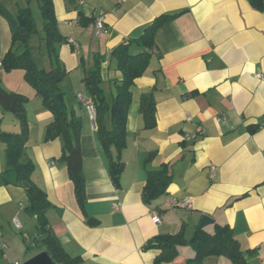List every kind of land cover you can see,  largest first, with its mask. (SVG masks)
<instances>
[{"label":"crops","instance_id":"obj_1","mask_svg":"<svg viewBox=\"0 0 264 264\" xmlns=\"http://www.w3.org/2000/svg\"><path fill=\"white\" fill-rule=\"evenodd\" d=\"M3 2L13 15L27 4V0ZM53 2L65 37L58 45L59 62L47 52L42 25L39 37L32 35L30 43L40 67L49 70L60 63L68 71L61 89L70 110L82 119L84 206L60 160L62 139L45 138L52 112L27 82L24 69L2 67L0 77L7 90L28 99L26 157L35 165L32 179L50 201L49 226L65 249L81 257L78 264H156L160 250L149 248L150 241L182 228L190 240L207 215L214 222L204 230L211 233L216 224H228L247 264H264V11L254 9L248 0ZM32 5L38 9L35 1ZM100 12L107 28L101 35L95 28ZM160 16L167 17L156 33L150 64L135 81L127 116V145L122 152L125 167L117 186L110 176V161L99 141L96 121L77 97L79 93L88 95L84 66L95 68L96 60L100 61L101 85L111 101L116 82L122 79L112 49L123 40L139 37ZM11 44L10 23L0 15L1 60ZM36 47L44 55L36 54ZM139 49L133 46V51ZM150 91L156 99L157 126L153 129L145 128L139 112L140 96ZM106 117L111 126L110 114ZM199 125L204 133L185 140L184 134ZM20 130L14 114L0 106V132ZM5 149L0 141L3 238L6 232L18 229L15 219L21 223L19 229L26 230L36 221L26 210L25 188L16 183L14 173L4 172ZM151 152L155 154L149 159ZM170 162L174 179L168 192L146 203L143 188L148 171ZM172 197H190L191 204L174 205ZM154 211L161 223L154 222ZM183 248L179 247L171 263L164 264H188L195 251L189 248L187 254ZM203 264L232 262L225 256H209Z\"/></svg>","mask_w":264,"mask_h":264},{"label":"trees","instance_id":"obj_2","mask_svg":"<svg viewBox=\"0 0 264 264\" xmlns=\"http://www.w3.org/2000/svg\"><path fill=\"white\" fill-rule=\"evenodd\" d=\"M33 1L37 3L42 19L47 52L59 62L58 45L65 37L59 30L53 0H27V4L19 7L16 15H13L3 0H0V15L9 21L12 32V44L2 58V67L6 70L24 69L27 82L41 96L45 107L52 112L53 120L46 128L45 138L46 140L58 137L62 139L63 149L60 160L66 164L79 204L84 206L87 195L80 145L82 119L75 111L70 110L66 101L61 102L58 98V94L63 93L61 83L67 77V69L58 63L48 70L40 67L34 58L30 40L32 35L39 32V28L33 15ZM248 1L254 9L264 11V0ZM166 17H158L139 37L123 40L112 49V56L116 59V66L121 71L122 79L116 82L111 101L107 99L101 85L100 61L96 60L95 68L84 66L83 83L88 96L95 104L98 138L109 158L110 176L117 186L120 184L125 167L122 152L127 145V116L133 101L135 81L144 74L150 64L156 33ZM134 45L140 49L133 51ZM27 101V97L23 94L7 90L0 77V106L13 113L21 126L19 132H0V141L6 145L4 172L14 173L16 183L25 188L28 198L26 210L36 219L37 233L31 241L27 240L26 244L28 248L38 247L36 253L46 250L55 264H78L81 257L71 255L50 228L47 217L50 201L46 192L32 179L35 165L26 157L29 137ZM139 112L143 117L145 128L153 129L157 126L156 99L153 91L142 93ZM108 114H110L111 126L107 124ZM154 154L151 152L148 155L149 159L154 157ZM172 164V162L166 163L159 169L148 171L143 188V200L146 203H151L168 192L174 179ZM187 243H190L195 251V256L189 259L188 264H203L209 256H225L232 264H247L241 244L228 224H216L215 230L211 233L199 227L190 240L186 239L183 228L175 234H161L150 241L148 247L160 250L155 263L164 264L171 263L179 254V247ZM2 255L4 251L0 249V256Z\"/></svg>","mask_w":264,"mask_h":264},{"label":"rangeland","instance_id":"obj_3","mask_svg":"<svg viewBox=\"0 0 264 264\" xmlns=\"http://www.w3.org/2000/svg\"><path fill=\"white\" fill-rule=\"evenodd\" d=\"M6 2H9V0H4ZM35 4V3H34ZM33 15L35 17V20L38 24L39 31L41 30L40 25H42V19L40 16V12L38 9H36L35 5L33 6ZM42 32V31H41ZM39 35L34 34L33 38H38ZM37 48V47H36ZM36 54L44 55V52L40 53L39 49L37 48ZM37 231L36 227V221L33 220V225L29 230H26L25 228L16 229L14 228L13 231H8L4 235V240L7 243V248L4 250V255L0 256V262L3 264L6 260H16V259H22L27 260L29 257L34 255L38 251V247H31L28 248L26 241L32 240L34 237L35 232ZM189 246V247H188ZM192 248L190 243H187L184 245L183 252L189 253V251Z\"/></svg>","mask_w":264,"mask_h":264},{"label":"built area","instance_id":"obj_4","mask_svg":"<svg viewBox=\"0 0 264 264\" xmlns=\"http://www.w3.org/2000/svg\"><path fill=\"white\" fill-rule=\"evenodd\" d=\"M95 28H96V31L99 35H101L107 31V28L105 25V18H104V15L102 12H100L95 18ZM75 45L78 47V44H75ZM1 69H2V60L0 59V71H1ZM257 76L259 78L263 77L262 73H258ZM77 97L85 105V107L88 110L91 118L96 121V108H95V104H94L93 99L90 96H88L86 94H82V93H79L77 95ZM221 119H225V117H223ZM203 133H204V128L202 125H199L194 132L184 134V139L187 141H192V140L197 139V137ZM214 171H215V167H212V173H214ZM170 202L174 205H180L183 207H187V206H190V204H191V198L186 197L184 199H178L176 197H172V198H170ZM115 207H117V205H115ZM152 218H153L154 222L161 223V218H160L157 211L153 212ZM15 224L18 228L21 227V223L18 219H15ZM6 248H7V243L3 238V232H2V229L0 227V249H2L4 251ZM23 262H24V260L17 259V260H9L5 264H23Z\"/></svg>","mask_w":264,"mask_h":264},{"label":"water","instance_id":"obj_5","mask_svg":"<svg viewBox=\"0 0 264 264\" xmlns=\"http://www.w3.org/2000/svg\"><path fill=\"white\" fill-rule=\"evenodd\" d=\"M58 98L61 102L65 101L63 93H59ZM213 222L214 220L210 216L205 215L202 218L200 228H203ZM23 264H55V262L46 250H42L41 252H38L29 257L27 260H24Z\"/></svg>","mask_w":264,"mask_h":264}]
</instances>
